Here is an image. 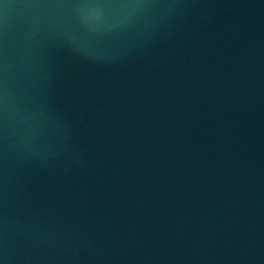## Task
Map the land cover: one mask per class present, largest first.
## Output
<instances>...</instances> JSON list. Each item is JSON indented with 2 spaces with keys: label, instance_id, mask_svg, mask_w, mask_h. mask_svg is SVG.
<instances>
[{
  "label": "water",
  "instance_id": "95a60500",
  "mask_svg": "<svg viewBox=\"0 0 264 264\" xmlns=\"http://www.w3.org/2000/svg\"><path fill=\"white\" fill-rule=\"evenodd\" d=\"M0 264H264V0H0Z\"/></svg>",
  "mask_w": 264,
  "mask_h": 264
}]
</instances>
